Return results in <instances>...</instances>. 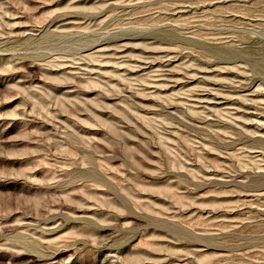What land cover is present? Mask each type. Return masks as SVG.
<instances>
[{"label":"rangeland","instance_id":"obj_1","mask_svg":"<svg viewBox=\"0 0 264 264\" xmlns=\"http://www.w3.org/2000/svg\"><path fill=\"white\" fill-rule=\"evenodd\" d=\"M0 264H264V0H0Z\"/></svg>","mask_w":264,"mask_h":264}]
</instances>
